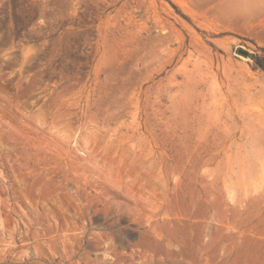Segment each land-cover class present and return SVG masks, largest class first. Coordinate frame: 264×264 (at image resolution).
<instances>
[{
  "label": "rangeland",
  "instance_id": "obj_1",
  "mask_svg": "<svg viewBox=\"0 0 264 264\" xmlns=\"http://www.w3.org/2000/svg\"><path fill=\"white\" fill-rule=\"evenodd\" d=\"M0 264H264V0H0Z\"/></svg>",
  "mask_w": 264,
  "mask_h": 264
}]
</instances>
